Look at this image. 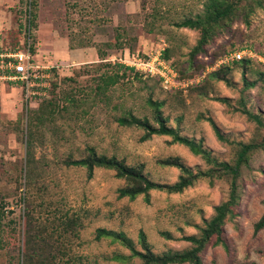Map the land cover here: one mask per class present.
<instances>
[{"label":"rangeland","instance_id":"1","mask_svg":"<svg viewBox=\"0 0 264 264\" xmlns=\"http://www.w3.org/2000/svg\"><path fill=\"white\" fill-rule=\"evenodd\" d=\"M230 1L239 9L235 17L191 57L199 32L175 24L200 15L206 0H0V48L28 45L38 64L52 67L53 88L46 100L55 103L53 111L47 102L35 108L24 101L18 84L0 83V264H140L118 241L97 239V229L122 233L137 252H142L139 232L154 254L188 248L181 238L196 235L213 207L226 199L225 178L212 184L200 179L179 193L154 189L147 198L129 200L118 197L125 182L113 171L94 168L88 177L85 168L66 163L85 157L90 147L98 155L141 166L143 175L159 185H172L178 176L175 168L158 163L162 159L205 171L198 156L170 137L141 141V130L116 124V117L130 112L155 127L148 99L161 103L166 127L200 142L218 162H230L237 143H260L264 68L246 57L244 62L219 61L239 49L264 55V0ZM63 40L69 48H99L105 56L94 63L57 61L56 55L65 58ZM117 41L121 50L143 58L163 48L167 62L183 73L198 64L204 66L202 75L222 69L181 94L166 93L155 79L135 71L101 93L97 77L114 72L103 60L121 51L104 45ZM241 110L256 115L262 125ZM236 183L239 200L223 225L224 247H207L201 264H264V228L253 232L263 212L264 143L250 154ZM26 253L33 254L27 263Z\"/></svg>","mask_w":264,"mask_h":264},{"label":"trees","instance_id":"2","mask_svg":"<svg viewBox=\"0 0 264 264\" xmlns=\"http://www.w3.org/2000/svg\"><path fill=\"white\" fill-rule=\"evenodd\" d=\"M29 5L30 1L28 3V6ZM238 10L239 9L236 5V1L206 0L200 15H197L194 19L186 18L179 23H176L175 27L177 28L194 29L198 30L199 32V38L196 42V45L190 51V56L192 57L196 53L202 52L203 45H205L216 34L217 28H219L221 24L224 26V24L229 23L235 17ZM104 46L107 49H119V51L124 48L122 47V43H119L118 41L114 42V45L105 44ZM10 49H15V47ZM95 50L98 59H103L102 57L105 56L104 53L99 48ZM162 52L161 59L167 62L165 59L166 51ZM241 62H244L243 59ZM168 64L173 68L179 80L192 79L199 75L203 71L202 69H204V66L198 68V64L193 65L189 73H183L174 68L170 63ZM112 67L114 72L110 74L99 75L97 77L96 89L101 91V93L106 91L109 86L114 85L117 82L118 77L124 76L125 72H133L132 69L117 64L112 65ZM219 69L222 68L219 67L213 72H209L204 75L199 83L188 87L187 91H191L200 87L206 78H211L212 76L216 75L217 70L219 71ZM155 81L158 83V80L155 79ZM251 85L252 84L250 83H246V86ZM50 88H53L52 83ZM166 93L181 94L180 91ZM45 100L46 99L41 100L34 107L37 108L41 106L42 103L47 102L46 104L50 107V109L52 108L53 111L55 109L53 108L55 107L54 101L50 100V98L48 99L49 101ZM146 106L152 113V118L156 123L155 127L151 126L146 118L135 117L130 112H126L123 115L116 117V124L120 127H134L141 130L143 132V135L140 138L141 141L147 140L153 135L170 137L173 143H177L186 147L192 155L198 156L208 167L205 171H193L183 166L177 159H162L158 161V163L162 166L175 168L178 171V176L175 183L172 185H159L153 183L145 175H143L141 166H128L113 156L107 157L105 155H98L93 150V148L90 147L86 149L85 157L77 160H69L66 164L73 167L85 168L88 177L92 175L94 168H103L113 171L116 178L122 179L125 182V185L117 190L118 197H125L129 200H133L140 195L147 198L148 191L154 189H163L168 193H179L200 179H205L208 184H212L214 179L225 178L229 185L226 199L213 207L212 215L207 221L203 222L201 227L197 229L196 235L181 238L183 241L189 244L187 249L181 251H166L160 254H154L148 249L145 243V237L142 232H139L137 234V240L142 247V252H137L130 246L129 240L122 233L104 229L96 230L95 237L97 239L103 237L118 241L129 250L130 257L139 259L140 264H201V253L207 247H224L221 237L223 225L227 219L234 216V210L238 204L239 194L236 182L240 175V170L242 167L246 166L250 154L259 149L264 143V137L260 143H237L233 159L230 162H218L210 156L209 152L202 147L200 142H194L191 139L181 137L174 129L165 126L164 120L161 116V113L159 112L161 103L148 99L146 100ZM241 113L245 115L248 120L255 123L258 127L262 125L261 121L256 115L250 114L245 110H241ZM210 125L217 140L223 141L224 139L221 137L218 129L211 122ZM262 206L263 212L253 225L254 233L264 228V200L262 201ZM27 229L29 233V223ZM161 236H164L167 239L169 238V235L165 233H161ZM28 237L33 240V243L38 241L37 235H28ZM30 251L32 250L30 249ZM32 255V253H26V263L30 261ZM46 264L52 263L48 261Z\"/></svg>","mask_w":264,"mask_h":264},{"label":"built area","instance_id":"3","mask_svg":"<svg viewBox=\"0 0 264 264\" xmlns=\"http://www.w3.org/2000/svg\"><path fill=\"white\" fill-rule=\"evenodd\" d=\"M162 50L163 48L151 56L145 54L147 57L143 58L137 52L124 49L118 56H109L103 62L130 68L143 78L156 79L161 90L165 92L184 93L185 89L199 83L204 76L201 73L189 80H179L175 71L161 59ZM244 57L255 59L264 68V56L247 49L227 53L219 63L238 61ZM51 68L38 64L31 55L28 45L21 50L0 48V83L18 84L24 101H28L31 106H36L48 97L52 82Z\"/></svg>","mask_w":264,"mask_h":264},{"label":"crops","instance_id":"4","mask_svg":"<svg viewBox=\"0 0 264 264\" xmlns=\"http://www.w3.org/2000/svg\"><path fill=\"white\" fill-rule=\"evenodd\" d=\"M64 46L65 58L59 59L56 55V60L61 62H71V63H94L98 59L96 50L94 47H85V48H69L68 42L63 40L61 42ZM67 64V63H66ZM70 66V65H66Z\"/></svg>","mask_w":264,"mask_h":264}]
</instances>
